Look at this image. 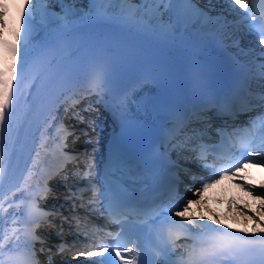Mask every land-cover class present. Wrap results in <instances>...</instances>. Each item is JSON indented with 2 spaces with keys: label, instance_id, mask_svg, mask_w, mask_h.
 <instances>
[{
  "label": "snow or ice",
  "instance_id": "snow-or-ice-1",
  "mask_svg": "<svg viewBox=\"0 0 264 264\" xmlns=\"http://www.w3.org/2000/svg\"><path fill=\"white\" fill-rule=\"evenodd\" d=\"M51 2V0H33V6L29 7L26 3V13L27 16V30L25 32V48H27L28 45V36L30 35L32 31V22L35 19L37 15L40 16L41 20H46L49 17L48 8L41 7V4H45ZM63 3L67 2H75V0H61ZM90 2L93 5H99L100 7L96 8V11L98 14H103L107 12V9L103 8V5L105 4H119L121 5L120 11L122 13H130L132 17L135 16L136 9L126 7L130 6L132 0H90ZM209 3H211V0H208ZM224 2L227 4L229 3V0H224ZM141 3L143 4H155L157 7L152 8L149 7L147 9H144L142 11L147 12L149 15V19L161 16L163 13L161 12L159 6L164 5V11L170 12L175 16V26L179 27L180 25L188 26L191 24L192 26H195L201 21V18L205 22L210 21L212 18L207 15V13L204 12L203 9H200L196 7L197 0H141ZM233 3L238 6L240 9H244L249 14L251 13V9L249 7V4L247 0H233ZM231 7V5H229ZM3 5L0 4V8H2ZM62 11L67 12L70 10L62 9ZM232 11H235V9H232ZM254 20L256 17L253 15L252 17ZM141 21H143V16L141 17ZM259 35H260V41L259 43L261 45H264V25H261L259 28ZM25 58H27V52H25ZM262 69V76H264V65H261ZM42 68L38 67L36 69V74L34 77V83L39 82V78L41 76ZM103 73H100V78H102ZM19 88V84L12 86L10 90L9 81L0 79V181L3 180L5 176V168L3 166V142H4V127L7 125L11 126V117L12 112L9 111L10 106L13 103V100L15 99L18 103L19 97L16 96V90ZM261 100H264V94H261ZM183 117H178L177 122V129L181 128L183 126ZM261 128H264V119H261L260 121ZM195 131V130H194ZM254 143V141L250 139H242L241 146L243 151L240 153V158L237 160V163L235 167H237V170L240 169V161L244 159L246 156H253V155H259L261 157L260 160L256 161H247L244 162L247 163H255L257 165H264V141H262L258 147L253 150L251 145ZM208 167V165H205ZM112 172L111 177L113 183H110L106 189L102 191V196L106 197L107 199V205L109 209H111L110 214L113 216V222L120 225V230L116 232L114 235L110 233V235L113 236V240L116 241L115 246L111 245H104L98 247L96 252H90V255H103V253L108 252L109 256L105 259L93 261L92 264H114V261H112V256L114 254L115 258L121 261V264H136L137 257H140V264H157V261L166 262V264H172V254L175 251L174 248H169V244L174 243L171 239H169V243H161L155 247V260L149 261L146 257V254L144 253L140 243V237L143 234L144 228L139 227L133 223L127 217L133 216V215H140L136 209L135 205H132L124 195L125 190L127 189V185L123 182H119L120 186H116L117 182V174L120 173L124 167L125 162L122 161L120 158L119 151L117 150L116 155L112 161L111 164ZM220 175L227 174L226 169L218 170ZM52 174H50L51 176ZM87 175V173H85ZM209 179L212 182H215L214 177H209ZM203 188L208 187V184L204 181H201ZM202 190V189H201ZM43 191L45 193H48L51 191V189L48 188L47 182L45 181L44 189ZM95 196V192L93 193ZM191 202L190 200L188 201ZM91 203V201H90ZM11 206V205H9ZM7 209H5L6 211ZM187 210V204H184V207L181 208L179 204H175L167 209V211L170 214H175L176 216H179L182 211ZM48 213H44L42 211H39L34 205L29 211V217L32 219L33 224L35 227H39L38 220L40 217H46ZM120 217H124V219H121ZM154 223V222H153ZM167 223L172 226H177L181 229H183L185 232H188L189 229L185 225H180L178 221L172 220L171 215L167 218ZM192 224V227H203L198 226L194 222H190ZM162 226L160 229L157 230L158 236H160L161 240H163L162 237ZM18 229H13L12 234H5L2 237H0V264H18V260L16 257L12 255V252L15 250V245H13L12 248L6 247V245L9 243V241L12 239V236L15 235V239H19V235L16 233L18 232ZM210 231H215L214 229ZM171 229H169V237H171ZM32 240H39L40 237L35 235V230L33 228L32 232L29 233ZM225 237H228L229 234L223 233L222 234ZM124 242L132 243V247L126 248V251L128 253H131V259H125L124 255L121 251L122 244ZM43 243V242H42ZM63 245H61L58 249V251H63ZM42 252L44 251V248L41 247L40 249ZM50 251V250H49ZM5 252L9 253V259L8 261H5L3 259V255ZM29 259L34 261L36 257V253L34 248H29ZM211 255H223V256H229V257H235L239 254H255L261 258V264H264V238H261L259 241L255 240H246L241 237H230L228 240L224 241L222 244H220L216 250Z\"/></svg>",
  "mask_w": 264,
  "mask_h": 264
},
{
  "label": "bare ground",
  "instance_id": "bare-ground-1",
  "mask_svg": "<svg viewBox=\"0 0 264 264\" xmlns=\"http://www.w3.org/2000/svg\"><path fill=\"white\" fill-rule=\"evenodd\" d=\"M24 3L31 7V5L33 6V0H23ZM137 1V0H135ZM67 3H75V4H81L84 5V0H75V2H67ZM64 3L61 2V0H51V2H48L45 4H41V7H47L48 8V12H49V17L50 16H55L57 15L61 10V6ZM109 5V4H108ZM109 6H114V4L109 5ZM224 3L221 0H211V3L206 2V10L210 13L211 16V22H204V25L207 26L209 29H214V30H219L220 24H224L226 22L229 21V19H224V15L226 14V12L224 11ZM79 9V7H78ZM216 10H219L217 12H215ZM233 11H227L228 14H231ZM145 16H147L149 18V15L146 13ZM40 17L39 15H37L35 18ZM73 18H77V16H74ZM156 19H162L164 21H171L170 18L168 16H166L165 14L161 15V16H156ZM219 21L218 23L216 21ZM2 29V26H1ZM236 29V26H231L227 29H225L222 33L224 35H227L229 33H233V31ZM2 31V30H1ZM41 31L39 29H33L30 33V35L28 36V45L27 48H25V44L21 49H10L12 53L17 54L22 56L25 50H29L31 48H33L35 46V44L38 42V40L41 38ZM235 36H238V34H236ZM235 40V37H231L230 41L233 42ZM258 43V41H255L253 43V46L256 45ZM243 46H238V50H242ZM7 74H5L4 76H6ZM3 76V77H4ZM64 134H66V131H63ZM67 199L68 202H70L71 199H74V189L72 188V186H69L65 189V191L63 192ZM264 194L262 193H253L251 195H246L245 200H243L245 205H248V203L251 202H257L259 203V206H257L254 210H249L246 212H240V214H238L241 217L246 218L247 221H254L256 220L258 215H264V205L261 204V199H264ZM264 202V200H262ZM7 208L4 207L1 209L0 211V237H2L5 234H12V231L14 228V221L12 218V215L10 214V212L8 210L5 211V209ZM237 215V214H236ZM257 227L262 228L264 227V221H257ZM14 236H12V239L9 241V243L14 242ZM8 243V244H9Z\"/></svg>",
  "mask_w": 264,
  "mask_h": 264
}]
</instances>
